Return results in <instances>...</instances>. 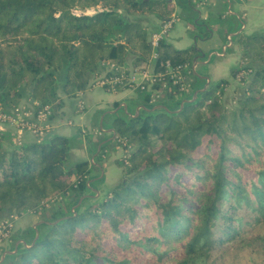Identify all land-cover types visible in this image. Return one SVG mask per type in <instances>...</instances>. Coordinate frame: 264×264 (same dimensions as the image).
I'll list each match as a JSON object with an SVG mask.
<instances>
[{"label": "trees", "instance_id": "16d2710c", "mask_svg": "<svg viewBox=\"0 0 264 264\" xmlns=\"http://www.w3.org/2000/svg\"><path fill=\"white\" fill-rule=\"evenodd\" d=\"M195 1L0 0L5 112L25 96L58 111V90L80 96L107 62L153 64L157 75L150 90L135 89L139 114L113 122L115 148L128 152L118 164L125 180L98 203L86 195L91 164L69 165V139L54 135L8 155L0 134V219L59 196L66 203L1 264H264V34L239 37L243 65L232 76L241 84L253 76L236 107L223 102L225 80L180 107L170 67L183 68L191 91L197 50L166 39L153 48L141 20L164 24L177 7L196 12ZM188 22L208 37L209 21Z\"/></svg>", "mask_w": 264, "mask_h": 264}, {"label": "crops", "instance_id": "0c3cea01", "mask_svg": "<svg viewBox=\"0 0 264 264\" xmlns=\"http://www.w3.org/2000/svg\"><path fill=\"white\" fill-rule=\"evenodd\" d=\"M195 3L196 12L184 11L180 7L176 8L173 16L175 20L174 27L166 37V40L176 50L182 51L191 47L197 50L195 63L192 67L193 75L191 77L194 88L176 97V102L180 107L184 102L197 99L200 93L210 88L212 82L228 81L229 86L225 90L227 93L229 92L228 88H231V86L232 90L240 87L239 85L241 83L237 82L232 76L234 70L239 69L243 65L239 37L254 38L264 34V0H213L206 5L198 4L197 1ZM191 17L196 19V22H210L211 20L214 22L216 20L218 22L222 21L223 31L227 35L224 33L223 38L217 37L215 33L216 26L208 23L210 24V37L199 38L197 36V29L188 22V19ZM141 21L143 26L149 28L151 41V36L158 32L161 26L160 22L154 17H144ZM228 36L232 37L231 47L225 53H219L218 51L226 45V38ZM126 67L128 70L134 69L132 59L128 61ZM145 68H147L150 75H154L153 64L147 65ZM136 78L138 82L143 80L140 74ZM58 96L63 100L66 110L63 109L60 115L53 118L54 130L52 136L58 135L65 137L70 140V144L74 142L69 151V165L73 166L81 161L93 160L92 167L94 169L98 168L102 173H106V170L112 169L113 166L116 167L117 159L123 156V150L121 148L117 150L115 148L109 152L108 147L110 146H108L105 151L108 161L104 164L96 162L99 161L97 153L100 152L102 146L113 141L114 129L112 125L121 111L126 116L135 115L139 112L142 106L136 105L135 90L127 89L112 93L101 87L89 86L79 96L80 98L69 99L61 89L58 90ZM80 99L86 103V110L81 114H76L74 107L76 101ZM33 103L29 96H25L18 108H32ZM63 113L66 115H63ZM95 115H98L99 119L97 128L102 130L101 132L103 134L97 140L93 138L96 137L95 135H90L87 138L86 145L80 133L81 129L79 130L78 127H83L91 131ZM69 119L73 120L74 124H68ZM0 132L8 139L5 144V149L6 154L9 155L16 148V128L11 124H1ZM23 140L25 145L35 143L34 136L29 133H25ZM89 157L90 159H88ZM96 180L93 177L91 178L89 182L90 191H96L95 183H98ZM90 183L93 186H90ZM4 217L7 216L3 214L1 218ZM25 229V225L21 221L16 226L15 232L25 231ZM23 244H25L24 239L14 240V237L2 243L0 245V263L16 253L18 248Z\"/></svg>", "mask_w": 264, "mask_h": 264}, {"label": "built area", "instance_id": "2783aa9c", "mask_svg": "<svg viewBox=\"0 0 264 264\" xmlns=\"http://www.w3.org/2000/svg\"><path fill=\"white\" fill-rule=\"evenodd\" d=\"M174 2L175 0H168ZM198 4L206 5L213 0H196ZM174 17L172 20L161 24L158 32L151 36V46L157 48L159 41L166 39L170 31L174 27ZM232 45V37L228 36L226 38V45L223 47V52L225 53L229 47ZM104 72L100 76H97L93 81L92 85L97 87H102L108 92H118L121 89H132L135 90L141 87L142 90H150L152 84L156 79V74L150 75L147 68L136 69L132 68L128 70L126 67L118 66L113 62H107L102 64ZM186 70V69H185ZM126 71L129 73L126 74ZM171 78L173 79V84L180 87L181 93H187L189 91V86L186 77L183 75V68L178 67L172 69L170 67ZM142 75L143 80L138 82L136 76ZM244 73H241L239 77H242ZM238 80V79H237ZM165 87V85H164ZM155 94V93H154ZM153 102L159 98L158 94H155ZM54 114V106L52 104L41 105L35 102V108H17L10 112H5L0 106V123H8L15 125L18 134L29 132L36 139H45L53 133L54 126L52 125V116ZM19 138V137H17ZM19 140V139H18ZM19 147V145H18ZM13 226L11 223L4 221L0 222V244L7 241L12 236Z\"/></svg>", "mask_w": 264, "mask_h": 264}, {"label": "rangeland", "instance_id": "374dc122", "mask_svg": "<svg viewBox=\"0 0 264 264\" xmlns=\"http://www.w3.org/2000/svg\"><path fill=\"white\" fill-rule=\"evenodd\" d=\"M210 23L212 25L214 24V26H216V30H215L216 36L219 37V38H223L222 36H224L225 31H223L222 21L221 22L220 21L218 22V20H216V22H214V21L211 20ZM234 29H232V30H234ZM208 37H210V34L209 33H208ZM218 52L219 53H222L223 52V48H221L220 51H218ZM252 74L253 73H251L249 75V77L247 78L245 84L239 85L240 87L236 88L235 90H232V86H231V88H228V91H229L228 93L225 91L226 94H224V96H223V102H224V104H225L226 107H228V108L236 107L238 100H240L243 97L244 91L246 89H248V87H249V85L251 83V78L253 76ZM136 80H137V78H136ZM236 81L239 82L238 80H236ZM218 82H220V81L212 82V84L210 85V88L209 89H215V90H217V83ZM89 86H93L94 87V85H92V82H90ZM112 93H117V92H112ZM201 95H202V93H200L198 95V97H201ZM195 100L196 99L190 100L188 102L191 103V102H194ZM34 108H35V102L33 103V107L31 109H34ZM63 109L66 110L65 106H63L62 109H59L58 111L54 109V114H53L54 117L57 116V115H60L62 113ZM74 110H75V113L76 114H81L82 112H84L86 110V103L84 102V100L80 99V100L76 101V105L74 107ZM138 114H139V112H137V114H135V115L132 114L131 117L137 116ZM63 115H66V114L63 113ZM117 117H125V114L123 113V111H121L118 114ZM93 119H94L93 120V124H92L93 128H91V131H89L88 129H85L83 127H78L79 130L81 129L80 130V133H81V135H82V137H83L84 142L86 143V145H87V138H89L90 135L91 136L92 135H95L96 137H93V138H96L95 140H97L98 137H100L103 134L101 132L102 130H99L97 128L98 121H99L98 115H95ZM1 124H8V123H0V125ZM68 124L72 125V124H74V121L69 119ZM52 125H53V119H52ZM13 126L16 128L15 125H13ZM113 132H114V130H113ZM16 133H17L16 134L17 137H19V138H17L16 145H15V147L17 148L18 145H19V147L25 145L24 140H23V136L25 135V133H29V132H24V133L18 134V130L16 128ZM0 134H3V133L0 132ZM29 134H31V133H29ZM52 135H53V133L51 135H49V137H51ZM49 137H46V138H49ZM34 139H35V142H37V143L38 142H43L45 140L43 138L42 139H36L35 137H34ZM7 140L5 141V144H6ZM73 143L74 142H72L71 144H69V146L71 147V145ZM115 147L117 148V146L115 145V142L113 140L112 144L108 148L109 152L111 150L115 149ZM98 153H97V156H98ZM127 153H128L127 150L126 151L123 150V156L120 157L119 159H117V161H116V167L117 168L115 166H113L112 169L106 170V173H102V171L101 170H98V168L94 169L91 166L93 164V160H87L91 164L90 165V168L93 169V171L91 172V175L90 176L93 177V178H95V179H97L96 181H98V183H95V188H97L96 189L97 192L96 191H87V193H86V195L92 196V198H91V200L89 202H96V203L100 202L110 192L111 189H113L118 184L124 182V180H125V176H124V173H123V170L124 169L122 167H120L118 164L123 161V158H125V155ZM88 159H90V157ZM107 161H108V159H107V153H106V155H104V156L102 155L101 156V160L96 161V162L97 163H100V164H104ZM90 186H93V185L91 184ZM83 200H84V197L80 200V202L83 201ZM63 201H65L64 198H61L60 196L59 197H55V198H52V199L44 202L43 204H41L40 207L38 208V211L36 213L33 212V211H29V212H24L20 216L17 215V214H11V215L5 214L7 217L1 218L0 219V222L7 221V222H9V223L12 224L13 229H12V236H11V238L14 237V240H18V239L27 240V239H31V233H32L33 227H37L40 224V221L41 220H44L46 217H51L54 212L59 211L61 208H63V210H64V206H65L66 203L64 204ZM72 201H73L72 199L71 200L70 199H66V202H72ZM78 207H79V205H74V207H72V209H76ZM18 221L19 222L22 221L24 223L25 228H26L25 231H20L19 230L20 232H15L16 231L15 230L16 229V226L19 224Z\"/></svg>", "mask_w": 264, "mask_h": 264}, {"label": "water", "instance_id": "95a60500", "mask_svg": "<svg viewBox=\"0 0 264 264\" xmlns=\"http://www.w3.org/2000/svg\"><path fill=\"white\" fill-rule=\"evenodd\" d=\"M149 40H150V38H149Z\"/></svg>", "mask_w": 264, "mask_h": 264}]
</instances>
